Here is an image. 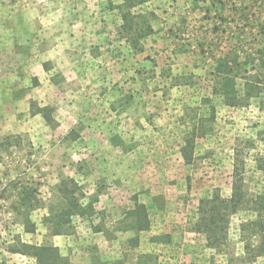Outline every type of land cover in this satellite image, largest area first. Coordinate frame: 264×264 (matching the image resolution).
I'll return each mask as SVG.
<instances>
[{
  "label": "rangeland",
  "instance_id": "374dc122",
  "mask_svg": "<svg viewBox=\"0 0 264 264\" xmlns=\"http://www.w3.org/2000/svg\"><path fill=\"white\" fill-rule=\"evenodd\" d=\"M119 4L0 0V264H36L29 245L69 264H264L244 255L248 212L219 249L191 231L200 199L230 197L235 155L243 189L264 193V97L211 94L210 50L239 0L135 6L141 51L119 34ZM66 179L93 213L52 235Z\"/></svg>",
  "mask_w": 264,
  "mask_h": 264
},
{
  "label": "trees",
  "instance_id": "16d2710c",
  "mask_svg": "<svg viewBox=\"0 0 264 264\" xmlns=\"http://www.w3.org/2000/svg\"><path fill=\"white\" fill-rule=\"evenodd\" d=\"M146 1L121 0V4L116 6L122 21L119 34L138 51L142 49L138 45L140 37H145L150 28L140 14L135 15L143 22V26H137L131 15L135 6ZM232 12L230 16L220 18L226 23V30H216L217 34L221 33L218 40L224 42L225 49L220 48L218 56L210 50V59L213 62L209 72L212 81L211 94L220 97L228 106L239 105L249 99L258 100V104H261L264 97V0H239V6L233 8ZM229 23L234 24V31ZM248 42L250 46L246 50L244 45H248ZM261 108L264 110V107ZM237 163L235 155L230 197L225 199L214 192L200 199L191 231L204 236L206 247L219 249L228 240L232 215L239 211L248 212L253 215V219L240 223L239 232L244 255L248 260H254L264 256V193L248 194L243 189L241 166ZM66 180V183L57 187L64 207L52 218V223L48 224L52 235L71 234L69 230L72 229V216L90 217L93 213L91 205L83 206L79 203L74 194L77 191L76 185L72 180ZM25 247L30 253L26 250L21 252L33 255L36 264H69L50 245Z\"/></svg>",
  "mask_w": 264,
  "mask_h": 264
},
{
  "label": "crops",
  "instance_id": "0c3cea01",
  "mask_svg": "<svg viewBox=\"0 0 264 264\" xmlns=\"http://www.w3.org/2000/svg\"><path fill=\"white\" fill-rule=\"evenodd\" d=\"M50 88H51V87H50ZM52 91H53V90H52ZM64 243L69 244V242H67V240L64 241ZM56 245H57V244H56ZM59 247H60V246H59ZM84 251H85V250H84ZM86 252H87V251H85L84 253H86ZM72 253H73V252H72ZM82 253H83V252H82ZM80 259H83L82 256H78V257H76L75 259H73V261H74L73 263H74V264L78 263V261L76 262V260H80ZM73 263H72V264H73ZM88 264H91V263L89 262Z\"/></svg>",
  "mask_w": 264,
  "mask_h": 264
}]
</instances>
